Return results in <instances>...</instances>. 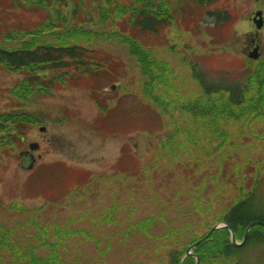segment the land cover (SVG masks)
Listing matches in <instances>:
<instances>
[{"label": "rangeland", "instance_id": "obj_1", "mask_svg": "<svg viewBox=\"0 0 264 264\" xmlns=\"http://www.w3.org/2000/svg\"><path fill=\"white\" fill-rule=\"evenodd\" d=\"M83 1L94 25L101 27L96 10L105 1ZM150 1L172 8L169 0ZM211 8L229 11L234 21L214 30L213 20L203 15L200 28L191 31L180 24L166 36L136 34L145 51L168 68L170 89L164 83L158 86L154 93L164 103L156 106L143 90L140 70L129 64L117 42H100V53H95L109 72L92 93L105 101L102 109L86 83L19 105L14 89L22 76L0 68V114L37 111L48 117L45 132L36 127L17 151L0 153V206L13 203L14 211L43 227L59 223L63 237L78 230L80 235L60 249L58 264L156 263L175 245L225 219L230 205L240 200L251 201L248 211L264 220V113L229 124L222 119L213 129L205 127L209 116L185 112L187 106H205L208 100L189 75L192 64L213 82L239 84L262 66L264 27L257 33L251 17L257 9L264 16V0H219ZM51 12L50 18L58 17ZM84 12L80 10L79 17ZM47 16L11 9L0 0V31H33ZM252 40L260 45L258 60L263 62L249 61ZM116 62L127 63L118 67V76L108 70ZM252 80L256 89V77ZM111 84L116 85L113 92ZM237 111L241 115L235 107ZM173 131L177 134L168 140ZM212 136L226 143L215 148L209 142ZM29 142L40 146L31 169L22 168L18 156ZM258 231L264 233L255 226L253 232L260 236ZM238 255L242 264H264V242L251 243Z\"/></svg>", "mask_w": 264, "mask_h": 264}, {"label": "trees", "instance_id": "obj_2", "mask_svg": "<svg viewBox=\"0 0 264 264\" xmlns=\"http://www.w3.org/2000/svg\"><path fill=\"white\" fill-rule=\"evenodd\" d=\"M5 1L11 9L21 8L48 13L45 21L33 31L3 28L0 31V68L22 76L14 89L19 105L53 96L60 88L69 89L86 83L85 85L90 86L91 97L99 108H104L105 101L94 97L92 93L100 89L99 82L109 74L107 66L96 59L95 55L100 53L97 45L109 41L122 46L130 60L129 64L140 70V82H143V90L150 94L149 102L155 106L164 103L158 100L157 91L158 86L163 83L168 87L166 90L170 89L168 68L145 51V44L136 34L157 35L163 32L166 36L169 28L180 24L186 25L191 31L195 26L200 28L197 24L204 20L203 15L213 20L214 30H224L234 21L229 11L212 10L211 7L219 0H169V6L170 2L172 6L170 9L161 4L156 5L150 0H128L122 5L118 0H104L103 4L97 5V10L91 8L99 12L101 27L94 25L83 0ZM80 10L86 12L82 17H79ZM51 11L58 17L50 18ZM69 14H72L71 20L67 18ZM10 44L13 46L10 47ZM125 64L112 63L108 65V70L118 76V67H124ZM189 75L197 83L200 93L204 97L207 96L208 100L205 101V106H187L185 112L199 115L201 118L209 116L210 119L206 120L209 122L208 126L205 127L216 129L222 119L228 123L230 120L249 115L250 120H253L264 113V65L251 75L248 73L244 84L225 80L213 82L209 76L198 71L196 64L190 66ZM254 77L258 84L256 89L252 84ZM213 94L217 95L212 97ZM219 94L222 95L220 98ZM235 107L241 110V115L238 111L237 114L234 112ZM205 109L207 112L212 110L214 114H208ZM36 112L0 114V153L17 151L29 132L40 125H46L48 117L42 112ZM203 129L208 132V129ZM176 132L173 131L168 140L172 139ZM213 138L214 136L210 137L209 142ZM117 166L121 167V163ZM253 197L250 195L251 200ZM247 203L250 204L251 201L245 199L234 203L226 211V220L222 219L231 226L238 240L242 239L249 223L254 220L264 221L261 216L248 211L250 206ZM13 209H17L13 203L0 206V264H58L60 249L76 238L74 236L80 235L78 230H71L63 237L59 223L55 228L43 227L30 220L25 213ZM10 213L16 218L13 219ZM254 228L245 244L240 247L232 245L227 229L213 233L203 245L194 250L200 258V264H237L235 255L240 258L239 251L251 243L264 242V235L258 232L260 236H257L253 232ZM199 238L201 237L196 236L183 242L181 246L175 245L166 252L165 259L160 258L153 264H178L187 247ZM174 240L177 239H173V243H176ZM183 264H195V259L186 258Z\"/></svg>", "mask_w": 264, "mask_h": 264}, {"label": "water", "instance_id": "obj_3", "mask_svg": "<svg viewBox=\"0 0 264 264\" xmlns=\"http://www.w3.org/2000/svg\"><path fill=\"white\" fill-rule=\"evenodd\" d=\"M252 20H253V22H254V24H255V26H256V29H257V30H260V29L264 26L263 12L260 11V10H259V11H256V12L254 13V17H253ZM248 56H249V58H251V59H258L259 56H260V53H259V46H256V47H255V48H254V49L248 54ZM115 88H116V85H113V86L110 88V90L113 91V90H115ZM40 130H41V131H44L45 128H40ZM37 148H38V145H37L36 143H33V144L30 145V149H31V150H36ZM32 165H33V160H30L28 157H24V166H25L26 168H31ZM255 225H262V226H264V223H262V222H253V223H251V224L246 228L245 233H244V236H243V240H242V242H241L240 244L236 243V242H235V239H234V236H232L233 244H234V245H237V246H240V245L244 244L245 241H246V238H247V235H248L250 229H251L253 226H255ZM218 228H219L218 226L213 227V228L209 231V233H208L204 238H202L201 240H199L198 242H196L195 244H193L192 246H190V247L187 249L185 256H191V250H192L194 247H196L197 245L202 244V243L205 241V239H206L208 236H210L214 231H217ZM196 264H199V260H198V259H197Z\"/></svg>", "mask_w": 264, "mask_h": 264}, {"label": "flooded vegetation", "instance_id": "obj_4", "mask_svg": "<svg viewBox=\"0 0 264 264\" xmlns=\"http://www.w3.org/2000/svg\"><path fill=\"white\" fill-rule=\"evenodd\" d=\"M254 40H252V43L250 44V46H249V51L251 50V49H253L254 48V46H255V41L253 42ZM39 155V154H38Z\"/></svg>", "mask_w": 264, "mask_h": 264}]
</instances>
